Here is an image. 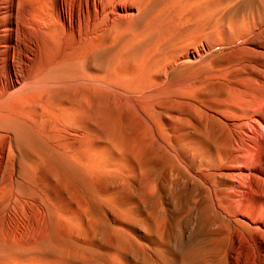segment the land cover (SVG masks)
I'll use <instances>...</instances> for the list:
<instances>
[{"label": "rangeland", "instance_id": "1", "mask_svg": "<svg viewBox=\"0 0 264 264\" xmlns=\"http://www.w3.org/2000/svg\"><path fill=\"white\" fill-rule=\"evenodd\" d=\"M242 1L137 0L133 17L105 24L72 64L44 76L74 84L51 91L55 112L39 128L18 131L24 205L10 215L26 223V236L6 245L0 230V257L229 264L234 239L217 233L210 153L222 132L219 111L240 86L248 56L228 35ZM206 39L211 48L188 60ZM7 173L0 211L10 197Z\"/></svg>", "mask_w": 264, "mask_h": 264}, {"label": "bare ground", "instance_id": "2", "mask_svg": "<svg viewBox=\"0 0 264 264\" xmlns=\"http://www.w3.org/2000/svg\"><path fill=\"white\" fill-rule=\"evenodd\" d=\"M4 2L0 3V187L5 177L2 173L8 167L11 189L7 206L0 211L4 239L0 241L18 246L26 236V223L22 227V221L10 215L18 201L24 205L18 190V131L21 126L37 128L53 115L51 91L74 84L73 80L44 76L72 64L79 51L101 38L105 24L127 21L138 6L137 0ZM239 8L244 12L242 18L237 17L227 30L230 40L240 41L248 56L244 55L239 64L240 86L234 95L226 96L225 107L219 111L222 132L210 153L211 175H215L212 190L220 214L217 233L222 231L218 234L234 239L229 264H264V0H243ZM206 40L188 50V60L199 59L211 48ZM0 264L20 263L0 257Z\"/></svg>", "mask_w": 264, "mask_h": 264}]
</instances>
